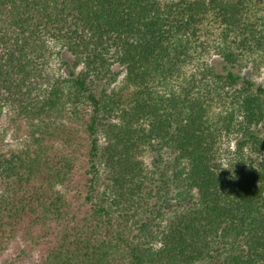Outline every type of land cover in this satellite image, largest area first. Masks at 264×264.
<instances>
[{
	"label": "trees",
	"instance_id": "obj_1",
	"mask_svg": "<svg viewBox=\"0 0 264 264\" xmlns=\"http://www.w3.org/2000/svg\"><path fill=\"white\" fill-rule=\"evenodd\" d=\"M249 64L264 0H0V264H264Z\"/></svg>",
	"mask_w": 264,
	"mask_h": 264
},
{
	"label": "rangeland",
	"instance_id": "obj_2",
	"mask_svg": "<svg viewBox=\"0 0 264 264\" xmlns=\"http://www.w3.org/2000/svg\"><path fill=\"white\" fill-rule=\"evenodd\" d=\"M211 55H212L211 57H213L212 60L215 61L217 66H220L221 65L220 59L214 53ZM243 73L248 74V76L251 79H253L257 83L262 84L264 86V67H261L258 69V68L250 66L249 64V67L247 69L246 68L243 69ZM123 76H124L123 73L117 76L116 82L113 85L114 87L119 88L122 85ZM239 135H240L239 132H237L236 130H233L228 135L225 134L224 136L221 137L218 143V149H219V152L222 154V157H227L231 155V153L234 150L235 141H237V139L239 138Z\"/></svg>",
	"mask_w": 264,
	"mask_h": 264
}]
</instances>
